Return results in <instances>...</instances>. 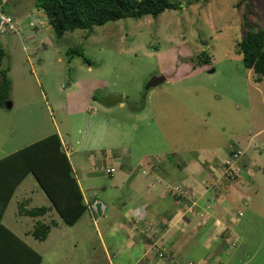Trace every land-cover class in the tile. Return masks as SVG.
<instances>
[{
	"label": "rangeland",
	"instance_id": "obj_1",
	"mask_svg": "<svg viewBox=\"0 0 264 264\" xmlns=\"http://www.w3.org/2000/svg\"><path fill=\"white\" fill-rule=\"evenodd\" d=\"M34 1L0 0L21 31L0 36V81L2 74L9 78L6 100L11 102L10 108L0 106V158L57 132L76 149L70 160L79 176L86 175L80 185L87 200L96 198L110 204L109 216L102 222H94L87 211L80 221L69 226L53 212L52 218L59 224L51 225L48 238L36 241L29 237L43 256L40 264H112L114 255L104 252L100 240L107 234V221L114 218L115 204L120 201L113 197L118 189L111 186L119 171L117 166H113L111 175L105 172L114 163L110 154L120 156L127 148L133 158L147 152L154 160L165 157V164H187L200 159L205 149L220 145L227 147L228 153L231 149L242 151L237 164L241 169L239 178L246 182L223 187L225 193L237 197L226 198L232 205L228 222L221 217L217 218L219 224L213 220L218 234L214 238L221 243L218 254H211L208 263L264 264V79L255 82L254 73L243 66L241 55L236 52L238 40L245 35L244 12L252 23L264 29V0H171L180 3L181 8L166 9L156 17L109 21L93 26L88 36L87 30L76 29L59 38L46 13ZM73 47L81 48L90 64L76 54L69 55L67 52ZM201 51L209 56L207 62L200 60ZM154 75L165 76V81L145 90V83ZM93 79L97 81L91 87ZM76 87L86 97L93 90L95 98L89 102L79 100L76 92L69 97ZM110 92L123 97L124 107L109 113L104 97ZM113 119L120 125L112 137L113 131H105V124ZM248 140L249 153L260 166L254 167V176H248L242 168V148ZM214 152L212 165L206 161L210 155L206 152L202 158H207L200 163L210 166L206 168L209 171L217 162L223 165L228 156L227 153L220 160V154ZM166 172L159 170L163 176ZM215 176L209 173L207 178ZM102 187H107V192ZM208 187L221 189L217 177ZM164 191L174 197H187L182 199L186 200L182 202L185 208L178 204V214L194 213L198 197L189 189L172 182L165 184ZM134 193L133 190L136 196ZM125 197L123 201L127 202ZM20 200L28 208L50 204L34 176L28 174L3 218L7 226L15 224L17 232L32 228L37 221L18 214ZM221 204L217 201L214 209L223 211L218 206ZM227 206L225 202L224 207ZM211 208L201 211L202 223L208 218L205 214L213 212ZM218 212L214 211L215 218ZM40 220L51 224L48 218ZM178 223L175 219L174 224ZM137 230L142 236L136 239L150 246L145 254L149 252L168 263L171 258L176 260L175 253L171 256L170 243L162 246L168 242L162 227L146 223ZM226 238L231 242H223ZM108 248L112 252V245ZM116 253L119 258L124 255ZM191 260L173 263L187 264ZM197 260L194 264H205Z\"/></svg>",
	"mask_w": 264,
	"mask_h": 264
},
{
	"label": "crops",
	"instance_id": "obj_2",
	"mask_svg": "<svg viewBox=\"0 0 264 264\" xmlns=\"http://www.w3.org/2000/svg\"><path fill=\"white\" fill-rule=\"evenodd\" d=\"M93 81L94 82L91 87H93V85L96 83L97 80L93 79ZM73 83L74 85H77L76 82H73ZM73 92H76L78 97L75 96V98H79V100H85L89 102L91 99L95 98V95H93V90L88 92L87 97H86L85 95L81 96L80 89L76 87L74 90L70 92L69 97L72 98L74 96ZM109 94H114V93L110 92V93H107L106 95H109ZM108 106L110 108L107 110V112L110 113L111 111H114V109L116 108L122 109L124 107V103L122 100V102L120 103H116L114 105H108ZM111 122H113V124H111ZM111 122L107 120V123L105 124L106 126L105 131L107 132L109 130L113 131V134H112V137H113L114 135L117 134L118 132L117 127L120 125V123L117 122L115 119H113ZM59 137L62 139L63 143L65 144L67 143L60 135ZM69 145L73 153V151L76 149H73V146L71 144ZM242 150H243L244 158H245V161H242V168L244 169V172L248 176L250 175L254 176L256 174V171H254V167L258 166V164L256 160L252 158L249 153L250 140L246 142ZM214 151H217V152H214ZM205 152L207 154H210L208 158L207 157L202 158L204 157L203 153ZM213 152L216 153L217 155L220 154V157H221L220 160H221L226 157L228 150H227V147L223 148V146L221 145L214 146L211 149H205V151L202 153V156L200 155L201 156L199 157L200 159L195 158L191 161L189 160L187 164H183V162H180L178 164H172V163L165 164V160H166L165 157L161 158V160L159 159L154 160L152 159L150 154L147 152H142L139 157L134 156L133 158L131 150L127 148L124 149V153H122L120 156H116L115 153L114 154L112 153L109 155V157L111 156L113 157L114 163H112L113 165L111 164L107 167L117 166V170H119L117 174L114 175L113 181L111 184V186H113L115 189H118L117 191H115V194L113 195V197H116V198L119 197L120 199L119 204H115L116 209H114V211L116 214L114 215V218L112 220L107 221L108 227L106 226L107 230L105 231V233H107L105 235L106 238L105 236H102V238L100 237L104 252H107V253L109 252L112 255H114L113 256L114 260L111 261L110 259V263L112 264H174L173 262H175L176 260L181 261L186 258L188 260L192 259L193 261H196V262L198 261L197 259H201V261H204L205 264H209L208 261L211 258V254H214V253H216V255L218 254L219 249H220L219 246L221 243L220 241H217L218 238H214L218 234L216 235V232H215L216 230L214 229L213 220L217 218L220 219L221 217L223 221L228 222L231 216L228 212L232 210L231 208L232 205H230V202L226 198L231 195L234 198L237 197L229 192L225 193L226 188L224 189L223 187H227L229 185L233 186L234 183H239L243 179L241 177L240 178L238 177L237 179L238 181L236 180L237 182L236 181L235 182H229V181L225 182L222 176L223 165L219 164V162H217L218 166H217V163H215L212 171H209L208 169H206V168H210V166H205V165L201 166L200 163H202L203 159L205 160L206 158H207L206 161L210 165H212L211 163L215 159L214 158L215 156L212 155ZM72 153L69 156V160H70ZM70 163H71V160H70ZM71 168H72L73 176L75 177L79 185V188L82 192L84 201L85 202L91 201V200H87V198L85 197L84 189L80 185V180L84 179L85 181L86 175L81 173L79 176L77 174V170H75L74 167L72 166V163H71ZM171 168L173 169L171 170ZM159 170L162 172H165L166 170L167 174L163 176V174L159 173ZM174 171H176L175 175L173 173ZM194 171L195 173H193ZM207 172H209L210 174L216 175L215 177H217L218 184H220L221 189L214 190L213 188L208 187V184H211V181L215 177L213 179L212 177L208 179L207 177L209 176V173ZM22 181L20 182V184L22 183ZM172 182L178 183L181 186L186 187L192 193H194L196 197H198L197 199L199 203L194 213H189V211H183L182 214H178V210H177L178 204H180L181 209H183L186 207V205L183 204L182 202H185L186 200H182L185 197L182 198V196L179 194L176 195V197H174L172 196V194L169 195L168 192L166 193L164 191L165 184L172 183ZM226 183H230V184H226ZM20 184L15 189L12 197L14 196ZM239 187L240 186H238V188ZM102 189H104L107 192V187H102ZM122 190H125V192L123 193ZM133 190L135 191L134 194H136V196L133 195ZM222 191L224 193H222ZM210 192H212V194H210ZM120 193L122 196L120 195ZM109 195L112 196V191H109ZM123 196H126L125 198H128L127 202L123 201ZM12 197L9 200L8 205L2 215V218H1L2 223H3L4 215L9 207V204L12 201ZM217 201H220V203H223L221 205H218L219 207L221 206V208H223V211L218 212V209H214L217 206L216 205ZM23 202L25 201L20 200V203L17 205L18 214L20 216L22 215L29 216V215H26L25 213H21V210L29 209L25 203L23 205ZM102 202L105 203L103 200ZM225 202H228L229 206L224 207ZM49 203L50 204L47 206L42 205L47 208L46 212L43 215L29 216L33 218V221L37 220L33 224V227L30 229L27 228L23 231L21 230V232H17V230L15 229V224H12V226H7L4 223L3 224L7 228H9L15 235H17L21 240H23L27 245H29L31 248L34 249V245L32 244V241L31 239H29V237L32 236L34 240L36 241L37 240L44 241L48 238V236L50 235L52 231L51 225L57 226L59 224L57 221H54V219L52 218L54 216L53 212H55L58 215L59 213L54 209V207H52L50 200H49ZM105 204H106V208L102 214L103 217L100 216L97 219V220H101V222L103 218H107L109 216L108 209H109L110 204L109 203H105ZM210 207H212L211 211L213 212L212 213L210 212L211 214H205V216H207L208 218L202 223L200 218L202 219L204 218L203 217L204 213H201V211L206 212L208 208L210 209ZM225 208H227L226 209L227 211H225ZM214 211L218 212L216 215L218 217L216 218L214 215ZM177 214L178 216L176 217ZM59 217L61 218L60 215ZM82 217L78 221H80ZM39 218L40 219L48 218V221L51 224L41 221ZM175 219L179 221V223L176 225L174 224ZM61 220L63 221L62 218ZM97 220H94V222H96ZM218 221L219 220L217 219L215 221V224L216 223L219 224ZM37 222H42V223L50 225V230L47 234V237L43 240H39L35 238L33 234L31 233V231L33 230ZM146 223L147 224L152 223L158 227L163 228L164 234L162 235H164L163 237H165L168 242L162 243V246L168 245L167 243H170V245L172 244L171 246L168 245V247H170L173 250L171 256H173V253H175L173 257L176 259L175 261L171 258L170 263H168V261L166 260L163 261L159 259L158 256L151 255L149 252H147L146 254L144 253V251L147 248L149 249L150 246L147 247L146 243L142 241L141 242L138 241L136 237L142 236L140 235L137 229L141 230L142 227L145 226ZM98 226H99V223H98ZM99 228L103 230L104 226L101 225ZM231 233L233 235V229L231 230ZM223 242L229 243L231 241L230 239L228 240V238H226L223 240ZM131 244H132V247L133 246L135 247L132 248ZM109 245H112V252H110L108 248ZM215 245H217L215 250H210ZM116 252H122L121 254H124V255L120 256L119 258V255ZM132 252L137 253V254H134ZM141 252L143 254H141ZM42 260H43V256H42Z\"/></svg>",
	"mask_w": 264,
	"mask_h": 264
},
{
	"label": "trees",
	"instance_id": "obj_3",
	"mask_svg": "<svg viewBox=\"0 0 264 264\" xmlns=\"http://www.w3.org/2000/svg\"><path fill=\"white\" fill-rule=\"evenodd\" d=\"M34 5L46 13L57 38L76 29L87 30L88 36L93 26L125 17H156L166 9H179L182 6L171 0H35ZM243 25L245 35L238 40L236 52L241 55L243 66L254 73V81L260 82L264 79V29L252 23L247 12L243 14ZM67 53L71 56L76 54L90 64L89 58L79 47H73ZM1 56L3 51L0 47ZM199 58L203 62L209 60L205 51H201ZM9 88L10 80L2 74L0 106L7 102ZM62 143L58 133L51 132L0 158V264H40L42 261L40 253L1 221L15 189L28 174L34 176L65 224L72 226L87 211L91 214L73 176L69 156L63 151ZM46 210L45 206H38L21 210V213L38 216ZM102 214L100 212V216ZM91 217L98 219L92 214ZM49 230L50 225L37 222L31 233L35 238L43 240Z\"/></svg>",
	"mask_w": 264,
	"mask_h": 264
},
{
	"label": "built area",
	"instance_id": "obj_4",
	"mask_svg": "<svg viewBox=\"0 0 264 264\" xmlns=\"http://www.w3.org/2000/svg\"><path fill=\"white\" fill-rule=\"evenodd\" d=\"M10 32L20 33L21 31L17 26V21L15 20V18L12 15L6 13L2 4H0V36L8 34ZM62 148L65 154L67 156H70L72 152L70 145L62 143ZM241 155L242 151L239 149H231V151H229L225 163L222 167V176L225 181H233L236 177V179H238L241 169L237 163ZM105 172L107 174H112L114 172V168L107 167L105 169ZM86 203L88 204V208L91 214L96 217H99L100 212H104V209L106 207L105 203L96 198L91 201H87ZM240 214L241 213L239 211L238 215ZM187 264H194V261H188Z\"/></svg>",
	"mask_w": 264,
	"mask_h": 264
},
{
	"label": "water",
	"instance_id": "obj_5",
	"mask_svg": "<svg viewBox=\"0 0 264 264\" xmlns=\"http://www.w3.org/2000/svg\"><path fill=\"white\" fill-rule=\"evenodd\" d=\"M164 81H165V76H163V75H154L145 83L144 89L148 90L149 88L154 87L157 84L162 83ZM122 100H123V97H121L119 95H115V94H109V95H106L104 97V102L107 105H114L116 103L122 102ZM4 105L7 108H10L11 107V102L7 101Z\"/></svg>",
	"mask_w": 264,
	"mask_h": 264
}]
</instances>
